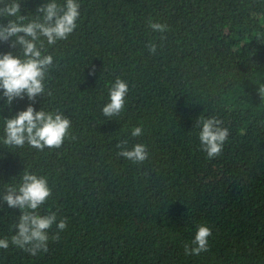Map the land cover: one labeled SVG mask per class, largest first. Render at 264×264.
I'll use <instances>...</instances> for the list:
<instances>
[{"label":"trees","instance_id":"trees-1","mask_svg":"<svg viewBox=\"0 0 264 264\" xmlns=\"http://www.w3.org/2000/svg\"><path fill=\"white\" fill-rule=\"evenodd\" d=\"M47 2L19 0L20 14L31 20ZM79 3L69 38L44 42L54 65L45 94L7 104L0 90V196L25 169L46 176L52 195L39 211H57L68 227L47 253L0 249V264H264V0ZM150 20L166 31L153 32ZM14 39L0 41V54L20 55ZM117 77L129 85L125 108L104 117ZM30 103L71 120L59 149L3 143L5 119ZM210 116L229 130L213 159L197 127ZM141 125L144 135L131 136ZM124 139L146 144L148 160L119 157ZM20 215L0 199V239H10ZM200 224L211 228L209 250L185 255Z\"/></svg>","mask_w":264,"mask_h":264},{"label":"clouds","instance_id":"clouds-1","mask_svg":"<svg viewBox=\"0 0 264 264\" xmlns=\"http://www.w3.org/2000/svg\"><path fill=\"white\" fill-rule=\"evenodd\" d=\"M0 17H10L7 24H0V41L8 42L10 47L19 46L20 55L11 52L0 54V90L6 97V103L13 99H23L26 95L30 101L45 94V78L53 65V56L44 54V42L54 45L57 41L67 40L77 28L80 17L79 0H48L37 8V15L28 20V16L20 14L19 0H0ZM27 21V22H26ZM148 28L153 32L163 33L167 25L150 20ZM23 33V35H21ZM44 39H41V38ZM151 54H156L157 45H147ZM129 92L128 82L120 77L108 89L109 102L102 107L104 117L119 116L125 108L126 96ZM261 100H264V84L258 88ZM51 95L49 91L47 93ZM222 119L215 116L197 121L200 147L208 159L218 157L229 137V130L223 127ZM71 120L59 110H35L30 103L25 110L12 118L5 119L3 143L10 147L22 148L25 144L38 151L59 149L70 134ZM144 135L143 126H133L131 136ZM128 140H121L117 145V155L133 164H143L149 158L148 146L136 143L130 148ZM7 191L0 199L11 208H18L21 215L18 223L11 228L14 234L10 239H0V249H8L10 245L36 256L47 253L49 240L58 241L61 232L68 227V218L59 216L58 212L49 210L41 214L39 209L52 195L48 178L27 169L22 173L20 182L8 185ZM55 230L50 235V230ZM211 228L206 224L197 226L194 237L184 245L185 255H199L209 250Z\"/></svg>","mask_w":264,"mask_h":264}]
</instances>
